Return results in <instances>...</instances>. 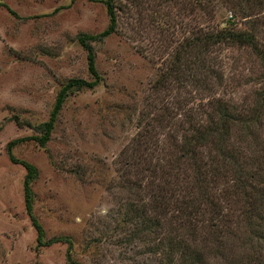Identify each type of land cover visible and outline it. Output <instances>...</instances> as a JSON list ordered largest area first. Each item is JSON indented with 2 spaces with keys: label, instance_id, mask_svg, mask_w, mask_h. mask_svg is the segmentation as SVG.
<instances>
[{
  "label": "rangeland",
  "instance_id": "obj_1",
  "mask_svg": "<svg viewBox=\"0 0 264 264\" xmlns=\"http://www.w3.org/2000/svg\"><path fill=\"white\" fill-rule=\"evenodd\" d=\"M203 5L116 0L114 31L89 41L99 83L65 95L42 147L33 139L11 147L14 157L36 168L31 207L45 238L69 237L70 258L79 264H164L137 240H125L128 227L114 222L122 200L139 195L138 177L123 172L133 137L144 120L159 115L162 125L152 128L145 144L165 147L171 132L165 124L198 117L214 97L249 102L261 84L264 60L236 44L210 48L220 85L199 91L155 82L191 30L215 29L226 19L246 28L252 20L264 43V0ZM107 20L100 0H0V264H69L64 242L34 245L23 207L24 169L8 159L4 145L40 134L33 126L47 119L63 82L91 79L76 37L99 32Z\"/></svg>",
  "mask_w": 264,
  "mask_h": 264
},
{
  "label": "trees",
  "instance_id": "obj_2",
  "mask_svg": "<svg viewBox=\"0 0 264 264\" xmlns=\"http://www.w3.org/2000/svg\"><path fill=\"white\" fill-rule=\"evenodd\" d=\"M100 1L108 18L106 26L95 34L76 37L85 50L91 79L73 77L63 82L47 119L33 126L40 134L13 138L4 145L8 159L24 169L23 207L34 229V245L64 242L69 264H79L70 258L69 237L45 238L32 213L30 183L36 168L14 157L11 147L24 139H33L42 147L65 95L99 83L89 41L104 38L116 24V0ZM207 3L194 0L199 6ZM249 22L246 28H234L226 19L215 29L189 31L174 46L167 68L155 82L184 83L199 91L220 85L222 75L214 70L209 55L210 48L219 44L247 47L264 60L258 26ZM250 99L237 105L214 97L198 117L172 120L165 124L171 128L165 147L158 141L145 144L152 128L162 125L160 116L143 121L123 169L126 175L138 177L139 195L122 200L114 220L118 227H128L125 240H137L164 264H264V73Z\"/></svg>",
  "mask_w": 264,
  "mask_h": 264
}]
</instances>
